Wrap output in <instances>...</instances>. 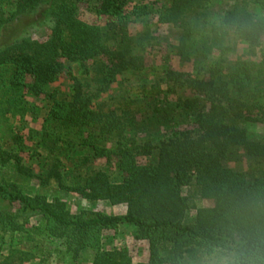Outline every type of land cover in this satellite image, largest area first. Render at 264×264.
<instances>
[{
    "label": "trees",
    "instance_id": "16d2710c",
    "mask_svg": "<svg viewBox=\"0 0 264 264\" xmlns=\"http://www.w3.org/2000/svg\"><path fill=\"white\" fill-rule=\"evenodd\" d=\"M261 11L264 0H0V264H195L207 242L242 234L264 259V131L246 128L264 127V52L230 59L238 42L263 49ZM70 195L123 213L72 212ZM124 228L131 244L104 248Z\"/></svg>",
    "mask_w": 264,
    "mask_h": 264
},
{
    "label": "rangeland",
    "instance_id": "374dc122",
    "mask_svg": "<svg viewBox=\"0 0 264 264\" xmlns=\"http://www.w3.org/2000/svg\"><path fill=\"white\" fill-rule=\"evenodd\" d=\"M224 2H227V0H224ZM229 3V1H228ZM227 4V3H225ZM261 15L264 14V11L260 12ZM154 30L157 32V34L159 36H161L162 38L166 39L168 42H172L174 43V40L172 39L173 36L171 35V31L166 29V28H154ZM263 49H255V48H250L249 46L245 45L242 42H238L236 43L235 46V53L234 55H232L230 57V59L233 61L235 59L242 58L248 62H258L260 60V52H264V46L262 47ZM261 50V51H260ZM155 58L154 59V64L155 66L159 67L160 66V57H162L161 53L157 55H154ZM173 67L175 69H178L182 72L185 73H190L192 72V68L190 67V65H184V64H180L178 63L176 60L173 61ZM72 73L73 76H78V72L77 69H72ZM69 78H62L60 79L55 85H53L51 88H59L61 90H65L68 88L69 86ZM178 95L182 96L183 98H190L191 94L189 91H183V90H178ZM246 128L248 130L249 133H251L254 136H261L263 134L264 131V127L260 124H256V123H249L246 125ZM104 164L102 162H97L96 164V169H103ZM233 167V165H232ZM243 169H245L246 165L244 164ZM114 180H116V176L113 175ZM65 201L67 202V204L69 205L70 209L72 212H76V210H80V209H84V208H93V210L96 211H104L106 213L109 214H122L123 213V209H121L120 207H116V208H111L109 206H107L106 204H101V203H97L95 205H89L84 201H81L80 199H78L77 196L75 195H70L69 197H67L65 199ZM209 204L207 202H203V203H199V206H208ZM194 213H192L193 215ZM132 233L129 229L124 228L121 229L116 235L111 236V239L107 240L105 242L104 248L106 249H110L111 247H118V246H124V245H130L132 242ZM138 250L136 252H134V259L135 262H139V261H143L145 260V258L147 257V243L145 242H140L138 245ZM53 259H50L48 264H56V263H52ZM89 260L87 258H84L81 262V264H88ZM65 264V263H64Z\"/></svg>",
    "mask_w": 264,
    "mask_h": 264
},
{
    "label": "clouds",
    "instance_id": "9594fccd",
    "mask_svg": "<svg viewBox=\"0 0 264 264\" xmlns=\"http://www.w3.org/2000/svg\"><path fill=\"white\" fill-rule=\"evenodd\" d=\"M259 242L264 243V237H260ZM260 251L251 235H226L207 242L195 264H264Z\"/></svg>",
    "mask_w": 264,
    "mask_h": 264
}]
</instances>
